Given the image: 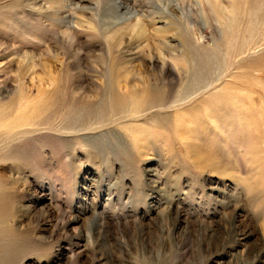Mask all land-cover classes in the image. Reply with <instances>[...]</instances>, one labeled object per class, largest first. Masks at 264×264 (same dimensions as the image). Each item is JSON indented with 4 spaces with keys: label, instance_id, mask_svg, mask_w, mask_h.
I'll return each instance as SVG.
<instances>
[{
    "label": "rangeland",
    "instance_id": "rangeland-1",
    "mask_svg": "<svg viewBox=\"0 0 264 264\" xmlns=\"http://www.w3.org/2000/svg\"><path fill=\"white\" fill-rule=\"evenodd\" d=\"M0 264H264V0H0Z\"/></svg>",
    "mask_w": 264,
    "mask_h": 264
},
{
    "label": "bare ground",
    "instance_id": "bare-ground-1",
    "mask_svg": "<svg viewBox=\"0 0 264 264\" xmlns=\"http://www.w3.org/2000/svg\"><path fill=\"white\" fill-rule=\"evenodd\" d=\"M262 7V6H261ZM258 9H259V7H258ZM253 15H254V13L253 12H251ZM251 14V15H252ZM256 14V13H255ZM259 14V13H258ZM249 21H250V19H249ZM256 21V20H255ZM186 44H188L187 42H186ZM188 54L190 55V56H192V53L190 52V51H188ZM187 54V55H188ZM203 63H196L193 67H190L189 68V79L188 78H185L186 80H185V87L182 89L183 91H182V93H180L179 95H178V97H177V99H178V101H181L182 99H183V94H185L186 92H188V90H190V92L192 93V92H194V91H199L200 89H202V87H203V85H205L206 83H207V81L206 80H203L202 79V76L203 75H205L206 73H207V70L209 69V67L208 66H210L207 62H204V61H202ZM121 70V69H120ZM118 71V70H117ZM211 71V70H210ZM185 73V72H184ZM209 74V73H208ZM121 75V74H120ZM120 78V77H119ZM123 79V80H122ZM123 81L124 82V86L126 85V83H127V77H126V75L125 76H123L122 78H120V79H117V81H116V84L118 83L119 84V82L120 81ZM111 82V81H110ZM112 83V82H111ZM121 83V82H120ZM117 84V85H118ZM135 88V87H134ZM188 94V93H187ZM113 95H115V94H113ZM165 93L163 94L162 92H159L158 93V91H153V93H152V95H151V97H150V100H149V104H151L152 106L153 105H155V106H157V107H161V108H164V106L166 105V102H165ZM119 98H116L115 99V97H114V99H113V103H112V112H115V113H117V114H120V113H125L126 112V108H125V105L123 104H121V103H124V102H122L121 100H118ZM134 105H135V107H132V110L134 111V112H138L140 109L142 110V106H141V104H139L138 102L136 103H134ZM140 112H142V111H140ZM140 112H138V113H140ZM98 113V114H97ZM96 114H97V116L98 117H103L104 116V114H105V110H101V111H97L96 112ZM24 123V122H23ZM18 124H20V122L18 123ZM22 124V123H21ZM21 126V125H20Z\"/></svg>",
    "mask_w": 264,
    "mask_h": 264
}]
</instances>
